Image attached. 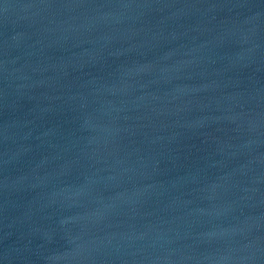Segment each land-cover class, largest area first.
I'll return each mask as SVG.
<instances>
[{
    "label": "water",
    "instance_id": "95a60500",
    "mask_svg": "<svg viewBox=\"0 0 264 264\" xmlns=\"http://www.w3.org/2000/svg\"><path fill=\"white\" fill-rule=\"evenodd\" d=\"M0 264H264V0H0Z\"/></svg>",
    "mask_w": 264,
    "mask_h": 264
}]
</instances>
